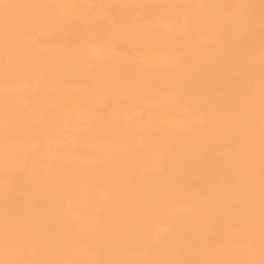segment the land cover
Instances as JSON below:
<instances>
[{
  "label": "bare ground",
  "instance_id": "bare-ground-1",
  "mask_svg": "<svg viewBox=\"0 0 264 264\" xmlns=\"http://www.w3.org/2000/svg\"><path fill=\"white\" fill-rule=\"evenodd\" d=\"M264 264L262 0H0V264Z\"/></svg>",
  "mask_w": 264,
  "mask_h": 264
},
{
  "label": "snow or ice",
  "instance_id": "snow-or-ice-1",
  "mask_svg": "<svg viewBox=\"0 0 264 264\" xmlns=\"http://www.w3.org/2000/svg\"><path fill=\"white\" fill-rule=\"evenodd\" d=\"M262 3H264V0H262ZM12 264H31V262L21 260V261H14L12 262Z\"/></svg>",
  "mask_w": 264,
  "mask_h": 264
}]
</instances>
